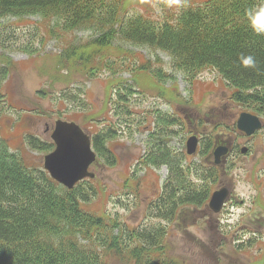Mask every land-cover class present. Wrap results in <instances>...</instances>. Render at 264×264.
Masks as SVG:
<instances>
[{
    "label": "trees",
    "instance_id": "16d2710c",
    "mask_svg": "<svg viewBox=\"0 0 264 264\" xmlns=\"http://www.w3.org/2000/svg\"><path fill=\"white\" fill-rule=\"evenodd\" d=\"M257 2L187 0L179 14L166 11L152 17L141 12L124 13V0H0L1 52L14 47L32 58L44 53L49 41L59 46L51 60L54 64L44 71L48 87L37 90V94L47 97L54 81L64 79L68 85L61 92L59 100L64 107L59 111L67 109L69 102L79 109L74 111L78 114L75 121L82 127L84 123L96 124L95 129L92 124L87 127L96 161L105 167L117 164L111 142L126 128L130 135L146 132L145 149L136 167L165 166L167 170L160 193L146 207V216L159 221L128 225L84 207L98 192L95 177L68 189L53 180L42 164H28L0 137V264H105L111 256L130 264H183L170 253L167 226L160 221L172 223L187 209L206 207L221 174L220 166L213 164L212 151L238 130L234 122L215 118L206 122L207 117L193 120V133L204 138L198 150L200 158L188 157L171 144L179 132L188 129L187 118L183 120L173 108H140L135 99L145 101L149 95L177 103L180 96L174 93L178 92L173 85L175 73L193 83L202 71L211 69L229 88L227 101L264 117V36L254 34L243 17L244 10ZM12 18L15 21L10 23ZM13 26H25L27 31L18 36ZM79 30H90L93 36L74 42L69 35ZM121 43L166 53L171 70L164 69L157 55L145 58ZM241 54L253 55L257 68L242 67L238 59ZM103 71L109 74L106 110L97 114L84 98L83 88L76 86L78 79L73 88L71 81L75 73L88 80ZM9 73V63L0 64V117L13 108L3 90ZM123 73L129 76L122 77ZM27 111L50 113L39 107ZM57 118L67 119L61 115ZM24 143L29 150L43 154L54 148L51 139L30 131L25 132ZM129 181L127 177L122 188L137 194L138 182L131 185Z\"/></svg>",
    "mask_w": 264,
    "mask_h": 264
},
{
    "label": "rangeland",
    "instance_id": "374dc122",
    "mask_svg": "<svg viewBox=\"0 0 264 264\" xmlns=\"http://www.w3.org/2000/svg\"><path fill=\"white\" fill-rule=\"evenodd\" d=\"M124 6V13L141 12L152 17L172 11L165 9L161 0H124ZM14 21V18L10 19V23ZM16 30L18 36H22L27 27L19 26ZM91 36L92 31L79 30L71 33L69 38L74 42H82ZM121 45L141 53L145 58L153 59L157 55L163 60L164 69L171 70L169 56L164 52L160 50L152 52L146 47L129 43ZM44 47V53L32 58L14 47L6 49V52L0 50V64L8 62L10 65V73L3 82V90L13 106L0 117V137L7 140L11 151L25 157L28 164H42L44 154L26 147L25 132L30 131L41 138L50 139L51 127L59 115L73 120L78 118L74 111L77 112L79 109L73 108L67 100L64 102L68 103V108L62 113L59 111L64 107L63 101L59 100L61 92L68 85L61 77L54 81L55 85L47 97L41 98L37 94V90L48 87L46 81L48 77L44 71L54 64L51 60L54 52L59 50L55 41H49ZM75 74L72 84L70 83L71 87H74L78 79L79 83L76 86L83 88L84 98L94 105L93 112L102 114L107 107L106 105L103 111L108 93L106 79L109 74L103 71L96 78L88 80L79 73ZM121 76L128 77L129 74L123 73ZM174 76L176 81L173 85L178 91L174 90V93L180 96L177 103L169 104L161 98H151L149 95L145 101L135 99V102L140 108L158 107L167 111L173 108L183 120L187 118L188 129L195 128L193 120L199 117L200 119L207 117L206 122L211 121L209 118H215L231 124L242 111L241 107H234L229 100L227 101L229 88L215 71L205 69L193 83L184 79L178 71ZM170 84L171 82H168L167 86ZM143 86L149 88L145 83ZM184 98L190 103L183 101ZM135 102L133 107L137 110ZM37 107L44 108L50 113L38 115L27 111ZM91 124L95 129V123H84L83 126L87 128ZM205 125L200 127L202 133ZM174 128L179 129L178 126ZM188 129L182 130L172 139L173 149L185 150L190 134ZM123 131V135L111 142V147L118 158L117 164L105 167L96 161L90 166V170L95 172L94 184L98 192L84 207L105 212L128 225L157 222L158 219L146 216V207L152 197L159 193L161 181L167 173L166 167H136L135 162L145 149L143 140L146 132H135L130 135V130L125 128ZM195 135L200 136L198 144H202L203 136L197 132ZM229 143L233 151L223 160L219 168L221 173L219 181L213 187L221 185L231 187L230 197L223 208L217 213L207 207L199 210L190 208L175 222L160 221L167 226L166 240L170 253L183 264H264V125L253 136L236 133L230 137ZM244 146L247 149L242 153L240 149ZM127 177H130L131 185L138 182L137 194L131 189L126 191L122 188ZM105 264L130 263L123 258L111 256Z\"/></svg>",
    "mask_w": 264,
    "mask_h": 264
},
{
    "label": "water",
    "instance_id": "95a60500",
    "mask_svg": "<svg viewBox=\"0 0 264 264\" xmlns=\"http://www.w3.org/2000/svg\"><path fill=\"white\" fill-rule=\"evenodd\" d=\"M261 126L260 118L248 111L240 112L236 120V127L246 135L253 134ZM50 138L54 143V149L43 156V167L51 178L70 189L78 181L94 177V173L89 171V167L96 159L90 135L75 121L55 120ZM197 144V137L190 136L186 141V153L193 154ZM227 151L228 147L218 145L213 150L214 162L219 163ZM244 151L245 148L242 149V152ZM228 195L227 187L214 190L209 198L208 208L213 212H219Z\"/></svg>",
    "mask_w": 264,
    "mask_h": 264
},
{
    "label": "clouds",
    "instance_id": "9594fccd",
    "mask_svg": "<svg viewBox=\"0 0 264 264\" xmlns=\"http://www.w3.org/2000/svg\"><path fill=\"white\" fill-rule=\"evenodd\" d=\"M161 2L165 9L172 10L177 14L187 6V0H161ZM243 17L247 27L254 34L264 36V0H258L257 3L247 7L244 10ZM238 59L240 65L246 69L257 68V60L251 54H241Z\"/></svg>",
    "mask_w": 264,
    "mask_h": 264
},
{
    "label": "flooded vegetation",
    "instance_id": "af4514ba",
    "mask_svg": "<svg viewBox=\"0 0 264 264\" xmlns=\"http://www.w3.org/2000/svg\"><path fill=\"white\" fill-rule=\"evenodd\" d=\"M261 120H262L263 125H264V117H261ZM192 133H193V132H191V134H192ZM239 134L242 135V133H239ZM243 135H244V134H243ZM253 135H254V134H253ZM253 135H250V136H253ZM244 136H246V135H244ZM199 137H200V136H199ZM227 145H228V153H227L226 155L228 156V155L233 151V148L231 147L229 141H228V144H227ZM244 148H245V151H246L247 148H246L245 146H244ZM242 149H243V147L240 149V152L242 151ZM227 156H226V157H227ZM226 157H225V158H226ZM225 158H224V159H225ZM222 164H223V163H222ZM221 186H222V185H221ZM218 187H220V186H218ZM229 187H230V186H229ZM230 189H231V187H230ZM229 197H230V195H229ZM229 197H228V199H229ZM228 199H227V200H228Z\"/></svg>",
    "mask_w": 264,
    "mask_h": 264
}]
</instances>
